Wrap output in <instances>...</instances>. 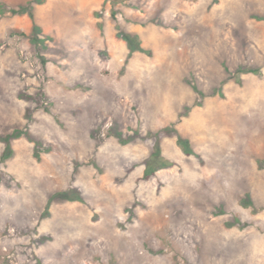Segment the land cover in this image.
<instances>
[{"label": "rangeland", "instance_id": "rangeland-1", "mask_svg": "<svg viewBox=\"0 0 264 264\" xmlns=\"http://www.w3.org/2000/svg\"><path fill=\"white\" fill-rule=\"evenodd\" d=\"M0 264H264V0H0Z\"/></svg>", "mask_w": 264, "mask_h": 264}, {"label": "trees", "instance_id": "trees-1", "mask_svg": "<svg viewBox=\"0 0 264 264\" xmlns=\"http://www.w3.org/2000/svg\"><path fill=\"white\" fill-rule=\"evenodd\" d=\"M31 17L33 18V14L31 13ZM119 37L124 39L127 43L128 46V50H129V54L127 56V60H126V64L128 63L129 59L136 53V52H140V53H144L147 55H151L150 51H147L143 48L142 43L140 38L138 37V35L136 34H132V33H126V32H119ZM9 150V147L8 149ZM158 155V153H156ZM155 155V154H154ZM170 164H168L167 162H165V164H163L162 167L165 166H169ZM158 167H155L154 162L150 161V163L148 164L146 173L144 175V179H148L149 177H151V175H154L156 170Z\"/></svg>", "mask_w": 264, "mask_h": 264}]
</instances>
